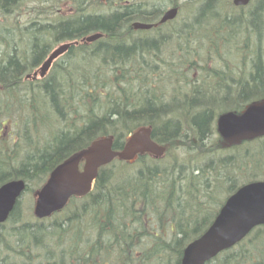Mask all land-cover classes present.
Segmentation results:
<instances>
[{
    "label": "rangeland",
    "instance_id": "rangeland-1",
    "mask_svg": "<svg viewBox=\"0 0 264 264\" xmlns=\"http://www.w3.org/2000/svg\"><path fill=\"white\" fill-rule=\"evenodd\" d=\"M174 1L179 5L177 15L174 21L163 29L166 34L181 35L180 39L176 38V40L182 42L183 49L177 51L175 47L178 46L175 43L167 42L166 48L161 45L160 53L143 54L145 56H141L145 59L143 61L137 59L138 56L132 53L124 55L114 52V55L109 53V56H106L105 53L108 50L96 51L102 46H98L99 42L79 45V49L75 51L74 43L96 32L104 34V37L99 40L104 44H111L118 35L117 32H121V40L118 43L123 41L126 45L133 42L122 36L127 28L125 23L120 24L118 31L114 28L112 31H101L98 27L86 28L83 25L84 15L82 16L81 12L93 11L87 4L88 0H17L14 6L0 8V21H2L0 41L6 46V54L3 57L6 58L12 53L24 68L22 74L31 73L35 70L33 67L38 68L50 51L62 43L70 42L74 50L72 52L69 50L53 62L43 78L38 77L30 81L24 79L27 83L23 81L16 86V92L21 96L20 106L23 104L25 108L11 103L10 112L0 118V174L1 171L9 168L8 151L13 152L14 149L17 151L14 161L16 165L22 162L23 158H28L38 144H44L56 138L59 140L72 138L75 141L67 149L65 148L64 158L66 157L64 155L76 148L79 149V146L86 147V137L95 134V131L102 136L112 134L116 149L123 148L131 128H126L129 122H120L121 116L116 114L112 117L114 124L123 128H91L84 134L85 128L82 127H87L93 122L88 118H96L102 110L101 108L93 109V112L89 111V116L84 119L76 116L74 105L78 98L74 97L81 95L82 90L78 87L74 90L73 85L66 81L69 78L74 83L71 73L87 80L88 83L91 79L87 74L97 75V82L108 81L112 84L117 81V78L124 77L139 94L143 93V88L149 87V95L152 97L155 92L151 86L154 89L158 88L165 97L156 100L166 106H177V118L180 119V122L176 121L180 127L175 134L178 136L168 141L165 139L159 141V138L162 140V136L159 135L161 128L155 127L175 120L173 116H163L159 119L161 121L141 122L157 131L155 139L160 144L170 147L166 155L159 160L152 161L145 157L147 159H138L133 163L134 172L128 177H133L137 185L143 182V171H141L143 167L162 163V170L165 172L156 177L150 192H143L144 194L138 196L133 203L135 206H140L139 209L142 210L134 216L133 219L136 221L125 217L124 223L121 222L115 227L114 231H117V234L123 231L128 233L129 238L121 240L119 234L116 236L115 232V234L112 232L101 234V230H97L98 225L91 218L97 216L100 211H105L108 206L107 199L101 198L97 192H94L95 196L92 200L83 199L71 204L66 213L62 211L41 220L34 216L33 209L37 194L33 192L38 191L46 182L49 171L61 161L63 158L61 157L44 172L30 174L27 178L25 189L21 193L19 203L17 202V214L9 217L0 226V264H180L179 256L164 249L162 245L164 241L173 238V225L193 211L199 213L200 227H204L209 221L212 222L215 217L214 211L218 209V206L215 199L212 201L207 194L236 165L235 163L239 167L236 170L239 173L237 176L239 181L244 180L248 183L264 180V154L257 156L256 153L259 151L257 147L264 146V137L256 139H262L257 142L243 143V146L237 150L223 151L221 149L223 139L217 127L218 118L222 114L234 112V109L238 107L235 105L237 101L246 107L256 101L253 98L248 99L249 97H259L262 93L263 89H257L255 84L257 75L261 76L264 82V10L256 18L252 14L255 10L254 5L248 6L249 8H235L229 5L231 2L229 0H224L222 3L228 5L224 8L225 12L234 16L235 31L232 33L234 39H243L244 33L250 30L247 26L255 27L258 32L256 36L253 33L250 40V44H254L252 60L245 64V71H247L245 82L248 81L245 85L249 91L247 96L242 95V98L235 96V93L232 95L229 91L220 90V87L216 85L217 81L209 74L198 71L197 67L188 69L180 64L178 58L185 47L188 58L196 59L200 65H203L205 61L199 52V47L205 44V31L199 30L201 23L196 17L199 13L187 12L189 0H143L141 7H143L145 18L155 21L164 9L172 6L171 3ZM100 6H102L100 13L105 15L119 9L118 5L112 6L109 3ZM120 9L122 10L123 7ZM241 17L244 18V22L240 21ZM41 27L48 31L46 36L40 32ZM67 30L74 31V34L64 32ZM176 31L178 35L175 34ZM34 40L41 41L46 46L33 47ZM201 57L203 61H199ZM36 59L38 62L33 63ZM134 63L136 65L133 66ZM124 69L125 71H122ZM56 77L61 80H56ZM8 78L7 74H0V82L5 83L9 80ZM54 78L57 84L53 87H64V91L57 94V96L61 95L60 104L63 109L62 113L58 114L55 106L50 105L49 93L43 89L45 83ZM106 90L110 89L106 88ZM191 90L200 94L199 104L193 105L186 100H176V98H183V95ZM110 92L112 93L111 90ZM107 99L103 103V109L107 108ZM29 104L35 109V118L33 112L30 114L27 111L26 107ZM199 110L210 111L211 115L207 124L208 130L203 136H200L192 122ZM190 112L191 116L188 117ZM65 113H68L67 118L61 121ZM242 153H250V155L237 162V158ZM121 163V160L115 159L107 166L110 168L113 166L117 177H126L125 174L118 175L122 173L119 171ZM158 187L162 188V191ZM157 196L159 200L153 202ZM121 211L122 209H117V212ZM27 231H37L43 236L39 242L31 244L25 237L26 234L29 235ZM134 233L138 235L136 234L135 237ZM190 237V235L184 237L185 244ZM21 248L24 249L20 252L14 251ZM207 264H264V225L253 229L242 241L221 252Z\"/></svg>",
    "mask_w": 264,
    "mask_h": 264
},
{
    "label": "trees",
    "instance_id": "trees-1",
    "mask_svg": "<svg viewBox=\"0 0 264 264\" xmlns=\"http://www.w3.org/2000/svg\"><path fill=\"white\" fill-rule=\"evenodd\" d=\"M231 1V2H230ZM1 2H5L3 4L10 5V3L16 2V0H1ZM224 0H189L187 4V12L191 13V11H195L199 13V16H196L198 19V22L201 23L200 31H203L205 33V44L199 47L200 54L203 55V58L205 61L202 60V57L199 61H203V65L198 64L196 59L188 58L186 54H188L187 48L185 47L184 51H181V56H179L178 59H180V64H183L186 66V68L189 69H195L197 67V70L200 72H204L206 74H209L211 78H213L215 81H217V86L220 87V90L229 91L232 95L242 97L247 96L248 89L247 88V82H245V74L247 71H245L246 67L245 64L247 61L252 60V50L254 48V44H250V40L253 36H256L258 32L255 30V27H249L244 34L243 39H234L232 36V33L235 31V20L234 16H231L229 13L225 12L224 8H227V4H222ZM230 4L232 6V0H229ZM13 4L12 6H14ZM214 5V6H213ZM255 7V10L252 11V14L254 17H258L260 15V12L264 10V0H253V2L249 6ZM11 6V5H10ZM139 7V5H133L130 4L126 6L123 11L125 13H135L134 10ZM0 8H2L0 6ZM249 8V7H248ZM116 11H113L112 16H89L84 18L83 25L86 26V28H93L98 27L100 29H103L104 31H112L113 28H118L121 25V22L123 19L120 18L119 15L116 13H119ZM122 11V12H123ZM116 12V13H115ZM240 21L244 22V18L241 17ZM2 21H0L1 23ZM255 23V22H254ZM253 24V23H252ZM196 26L194 27V29ZM263 28H261L262 30ZM68 32V31H64ZM160 37H157L156 35H152L150 38H145L142 41H135L131 43L132 46H125L123 44V41L118 43L117 45H114L111 49H109L106 53H111L114 55V52L116 53H123L124 55H127L128 53H132L137 57V59H144L142 57H145L143 54H156L160 53L161 51V45H163L165 48V44L167 42L169 43H175L178 47H175V49L180 50L183 49V44L180 40L179 36H174V34H166V31L159 30L156 32ZM178 35V32L175 33ZM154 36L156 38H154ZM1 45V44H0ZM106 45L103 42H99L98 46ZM129 45V44H126ZM82 47V46H81ZM75 49H79L78 47H75ZM100 49V48H97ZM137 49H141L138 50ZM90 50V49H89ZM134 50V51H133ZM177 50V51H178ZM103 50L102 52H104ZM198 51V50H197ZM6 54V51H3L0 47V74L4 73L9 76V80H7L5 83H1L0 86V118L3 115H6L10 112V105L11 103H14L18 107H23V104L21 101L20 94L16 92V86L19 84H22L24 81L23 77V70L22 66L19 64V60L14 55H10L8 58H4L3 55ZM142 56V57H141ZM145 60V59H144ZM125 71V70H122ZM69 72V71H68ZM11 74V75H10ZM261 76L257 75L256 77V84L255 87L257 89L262 88V93L259 95V97H249L248 99H252L259 101L264 99V82L262 81ZM71 78L73 79L74 83L71 82L69 78H67V82L73 85V89L80 88L82 90L81 95H76L74 98H78L76 100V103L74 105V112L76 113V109L81 108V103L83 99L88 100V111H92L93 109L98 110V105H101L102 108L104 106V101L107 99L110 103H113L115 114L118 116H121L119 118V121L129 122V128H136L139 125H144L145 120H154L155 121H161L159 119H162L163 116H166L165 109L162 108L166 106V104H163L156 99L165 97V94L161 93V91L158 88H151L155 92L154 98L151 95H148L146 93L139 94L136 91V88L131 85L129 81L123 78H117V81L112 83H109L108 81H99L94 82L92 79L90 83H88L87 80L81 79L80 77L76 76L74 73H71ZM15 79V80H14ZM136 79V78H135ZM14 80V81H13ZM56 80L60 81L61 79L56 77ZM55 82V78L53 80H50L49 82L45 83L44 89L47 90L49 94H54L56 98L59 100V103H61L60 96H57V94L64 91V87H56L59 89V91L53 87V83ZM27 83V82H23ZM74 84H77L76 86ZM157 87V86H156ZM110 89V90H106ZM163 90V88H160ZM193 89V88H192ZM108 91V92H107ZM221 91V92H224ZM241 91V93L238 94V92ZM79 92V91H74ZM226 93V92H225ZM230 95V94H229ZM185 96H189L191 98L198 97L200 98V94L195 91L191 90V92H187L183 95V98ZM217 96V95H216ZM258 96V95H256ZM148 97L151 99H148ZM243 98V97H242ZM246 99V97H244ZM196 99V98H195ZM181 101L180 99H177ZM197 100V99H196ZM122 101V103H120ZM198 101V100H197ZM245 101V100H244ZM249 101V100H246ZM189 102V101H188ZM200 102V101H199ZM199 102H189L191 104H199ZM243 102V101H241ZM27 104V103H26ZM25 104V105H26ZM77 104V106H76ZM80 105V107L78 106ZM236 107L234 109V112L239 113L242 112V110L245 109V106L243 107L239 101L235 104ZM62 107V105L60 104ZM122 107V110H119V107ZM12 107V106H11ZM56 107V106H55ZM132 107H135L137 109H133ZM27 111H30V109H33V106L29 104L27 107ZM58 113H62V110L57 108ZM105 109V107H104ZM24 110V109H23ZM34 118H35V112ZM77 116V113H76ZM191 116V112L189 113L188 117ZM129 117V119L127 118ZM210 111H203L196 115L192 122L196 126L200 136L204 135L208 130V122L210 120ZM158 119V120H156ZM180 122V119L177 120H170V123H163L162 126H157L155 128H161L159 131V135H161L162 140L159 141H168L169 139L175 138V135L177 134V129L180 128L176 121ZM103 120L98 119L96 121H93L91 125L83 129L84 134L86 132L90 131L92 129L97 128H105L102 127L101 122ZM175 121V122H174ZM2 124V123H1ZM35 128V125H34ZM168 128V129H167ZM157 131L155 129L153 130L154 137H156ZM105 134V133H104ZM108 134V133H107ZM101 136L98 135V132L95 131V134L88 135L85 139L87 140V144L93 140L94 138ZM168 138V139H167ZM157 140V139H156ZM262 140V139H259ZM259 140H255L253 142H257ZM70 142V143H69ZM74 139L72 138H63L61 140L54 139L52 141H49L44 144H38L36 148L34 149L33 153L28 158H23L21 160L22 162L14 165V161L17 157V151L14 149V151L10 152L8 151L7 155V161L9 162V175L1 176L0 177V185L4 182L15 180V179H22L26 182L27 178L30 176V174L36 175L39 170H46L48 167H50L52 164H54L57 160H59L61 157H63V152L65 151V148L67 149L69 146H71L74 143ZM245 144V143H244ZM65 145V146H64ZM85 145V146H86ZM82 146V145H81ZM79 146V149L83 148ZM242 145H236L231 147L221 145V149L223 151H231V150H237L238 148L242 147ZM259 150L257 153V156H262L264 154V146L263 147H257ZM250 153H242L238 158L237 162L244 159L243 157H248ZM252 156V155H251ZM255 157V156H254ZM145 157H141L140 159H144ZM146 159V158H145ZM233 168L230 169L229 172H227L226 176L222 178L217 184H215V187L212 189L211 192L207 194V196H210L212 201L215 199V203L218 206V209L222 205L224 199L226 196L234 192L237 188H239L242 184H245L244 180L239 181L237 176L239 173L236 171L239 167H237V163H235ZM121 168L119 171H121V174L118 175H127L126 177H117L115 175V171H113V166L110 168L109 166L103 167L100 169L98 177L96 179V182L94 184L93 191L88 194L83 199H94L93 196L94 192H97L100 194L101 198H106L108 201V206L105 211H100L97 216H93L91 219L95 220L97 223V230H101L102 233H114V229L117 225H119L121 222L125 221V217H130V219L134 218L137 212L142 211L140 206H135L133 203L136 202V198L140 196L139 192L144 194L143 192L147 193L150 192L152 186L154 185V182H156V177L159 176L161 173L165 172L162 170L163 164L158 163L157 165H151L149 167H143L141 171H143V182L140 185H137V183L134 181L133 177H128L129 174L134 172L135 165L129 164L126 162L121 163ZM111 170V171H110ZM5 177V178H4ZM7 177V178H6ZM104 182H110L112 185L110 187L104 186ZM244 182V183H242ZM139 189H134V188ZM158 189L162 191V188ZM143 190V191H142ZM83 199H77L72 198L69 202V206L71 204L75 203L78 200ZM148 199V198H147ZM207 199V198H206ZM159 200V197L153 199V202H156ZM169 200V199H168ZM167 200V201H168ZM19 201V200H18ZM17 201V202H18ZM19 203V202H18ZM18 203L14 206L11 216H14L18 212ZM69 206L66 207L65 212L66 213L69 209ZM122 209L121 212H117V209ZM218 209L214 211L215 215L218 212ZM135 222L136 220L133 219ZM199 213L198 211H193L187 216L180 219L178 222H176L173 226V238L169 241H164L162 244L164 249L170 250L175 255L181 257V252L183 251L184 247L188 244V242L192 241L196 237L200 236L206 228L209 226L211 221L208 222L204 227H200L199 225ZM124 223V222H123ZM29 233L25 235V237L29 240L28 242L33 244L36 242H39L42 238L43 234L37 232V231H27ZM124 233V234H123ZM115 234V233H114ZM119 236L121 237V240L123 238H129L128 233L120 231L118 232ZM140 234V233H139ZM190 235L191 237L186 240L184 237ZM161 246V244L159 245ZM24 248H21L19 250H14L15 252H20Z\"/></svg>",
    "mask_w": 264,
    "mask_h": 264
},
{
    "label": "water",
    "instance_id": "water-1",
    "mask_svg": "<svg viewBox=\"0 0 264 264\" xmlns=\"http://www.w3.org/2000/svg\"><path fill=\"white\" fill-rule=\"evenodd\" d=\"M251 0H233L236 6H245ZM177 8L164 12L160 22L165 23L177 15ZM152 24L135 22L134 29L148 30ZM100 34H93L86 41L93 42ZM71 43H64L54 49L40 68L34 73L44 76L55 58L62 55ZM218 132L226 145L239 144L264 136V100L249 104L242 113L222 114L217 122ZM165 147L151 139V128H138L130 135L122 149L113 145V136H103L93 140L86 147L76 151L57 165L49 178L37 192L35 215L43 218L61 210L72 196L87 195L100 167L115 158L133 162L139 154L151 153L161 156ZM83 161L82 169L80 163ZM25 189L23 180L16 179L0 186V222L6 220L13 210L18 197ZM264 224V181H254L242 185L231 194L220 208L214 221L198 238L189 243L181 258V264H205L219 252L230 248L250 231Z\"/></svg>",
    "mask_w": 264,
    "mask_h": 264
},
{
    "label": "bare ground",
    "instance_id": "bare-ground-1",
    "mask_svg": "<svg viewBox=\"0 0 264 264\" xmlns=\"http://www.w3.org/2000/svg\"><path fill=\"white\" fill-rule=\"evenodd\" d=\"M17 1V0H16ZM3 3H5V2H1V0H0V6L3 8V9H6V8H8L10 5L12 6L13 4H15V2H13V3H10V5H7V7H6V4H3ZM134 8H136V10H134L135 11V13H125L124 11L122 12L121 10H118L117 12H119V13H117V15H119L120 16V18H122V19H125L126 17H129V18H131V19H136L137 17L139 18V17H145V14L143 13L144 11H143V7H141V6H139V7H134ZM163 16V15H162ZM162 16L160 15V17L158 18V20H159V22H160V20H161V18H162ZM126 20H128V18H126ZM122 23H125L124 25H126V22L124 21V20H122L121 21ZM161 23V22H160ZM6 28H8V26L6 27ZM128 28V27H127ZM114 30L115 31H118L119 29H117V28H114ZM70 34H74V31H72V30H67ZM40 32L44 35V36H46V34H47V30H46V28H43V27H41L40 28ZM125 32V31H124ZM124 32H123V34H124ZM120 33L121 32H117L116 34H118L116 37H115V40L114 41H112V43L111 44H106V45H102L101 47H100V49H96V51H103V50H105L106 49V51L107 50H109V49H111L114 45H117L118 44V42H119V40H121L120 39ZM123 34H122V36H123ZM121 36V37H122ZM73 37V36H72ZM40 38H42V36L40 35ZM35 41V40H34ZM0 47H1V49L3 50V51H6V46L4 45V42H2V41H0ZM46 45L44 44V43H42L41 41H35L34 42V46L33 47H45ZM77 47V46H76ZM70 50V52H72V51H74L72 48H68L63 54H65L66 52H68ZM75 51H77L76 49H75ZM100 53H102V52H100ZM48 54V53H47ZM46 54V55H47ZM62 54V55H63ZM10 55H13L12 53H10V54H8V57L10 56ZM48 55H50V53L48 54ZM62 55H60V56H58L57 58H55L54 59V62L57 60V59H59ZM105 55L106 56H109V54L108 53H105ZM7 57V58H8ZM139 60H144V59H139ZM34 62H38V59H36V60H34L33 61V63ZM24 63H26V61H24ZM36 64H38V63H36ZM35 64V65H36ZM134 65H136V63H134L133 64V66ZM35 70H33L31 73H28V74H23V76H24V79H26V80H31V78L32 79H37L38 77H40V78H43V76L41 77L40 76V74H39V72H38V74L36 75V76H34V73L38 70V68L37 67H33ZM125 70V69H124ZM87 76L90 78V79H92L95 83L98 81V77H96L97 75H92V74H87ZM1 83L2 82H0V85H1ZM55 84H57L56 82H54L53 83V85H55ZM55 87V86H54ZM56 88V87H55ZM43 89H44V86H43ZM58 91H59V89L58 88H56ZM45 90V89H44ZM249 90V89H248ZM143 92L144 93H146V94H148L149 95V87H146V88H143ZM198 100H196V99ZM195 98H191V97H189V96H185L184 98H177V99H180L181 101L183 100V101H189V102H199L200 100H201V98H198V97H196L195 96ZM148 99H150L149 97H148ZM48 100H49V102H51V104L50 105H53V106H56L57 108H59V109H61V110H63L62 109V107L60 106V103H59V100L56 98V96L53 94H49L48 95ZM151 100V99H150ZM208 102V101H207ZM120 103H122V101L120 102ZM202 103V102H201ZM11 106V105H10ZM9 106V107H10ZM76 106H77V104H76ZM78 106L80 107V105L78 104ZM55 107V108H56ZM119 107V110H122V107L121 106H118ZM98 108H101V110H102V113L99 115V116H97L96 118H88L89 120H93V121H96V120H98V119H100L101 118V120H103L102 122H101V126L102 127H105V128H123L122 126H116L114 123H115V121L113 120V116L115 115V109H114V106H113V103H110V101H108V105H107V108L106 109H103L102 108V106L101 105H98ZM133 109H137V108H135V107H132ZM163 110L165 109V112L167 113L166 114V117L167 116H173L174 118H175V120H177L178 118H177V112H176V109H177V106H170V105H168V106H164L163 108H162ZM35 109H34V107H33V109L31 108L30 109V111H29V113L31 114L33 111H34ZM184 110V109H183ZM76 113H77V117H79L80 119L82 118V119H84L86 116H89V111H88V100L87 99H83L82 100V103H81V108L80 109H76ZM199 113H201V111L199 110L198 111V114ZM57 114H58V111H57ZM67 115H68V113H65L62 117H61V121L63 120V119H65V118H67ZM175 122V121H174ZM130 126H129V124H128V126L126 127V128H129ZM78 150H80V149H78V148H76V149H74L72 152H70L69 154H66V155H64V156H66L65 158L63 157L62 159H61V161L60 162H57L55 165H54V167L49 171V173H48V178H49V175H50V173L52 172V170L57 166V165H59L60 163H62L65 159H67L69 156H71V155H73L74 153H75V151H78ZM41 172H44V170H39L38 172H37V174H39V173H41ZM9 173V168H7V169H5L4 171H1V174H0V177L1 176H3V175H5V176H7V175H9L8 174ZM5 178V177H4ZM7 178V177H6ZM47 178V179H48ZM11 181V180H10ZM47 181V180H46ZM7 182H9V181H7ZM6 183V182H5ZM44 185V184H43ZM42 185V186H43ZM112 184L110 183V182H104V186H106V187H110ZM41 186V187H42ZM140 187H138V188H134V189H139ZM41 189V188H40ZM39 189V190H40ZM38 190V191H39ZM38 191H36V192H33V194L35 193V194H37V192ZM88 194H90V193H88ZM87 194V195H88ZM139 194H140V196H142V193L141 192H139ZM37 197L38 196H36V199H35V201L37 200ZM12 212V211H11ZM11 212H10V214L8 215V217L6 218V220L9 218V217H11ZM6 220L5 221H3V222H0V226L4 223V222H6ZM115 235L117 236L118 234H117V231H115ZM124 234V233H123ZM136 234L137 233H134V236L136 237ZM138 235V234H137ZM236 245V244H235ZM235 245H233V246H235ZM233 246H231V248L233 247ZM183 255V251L181 252V256ZM180 264H181V262H180Z\"/></svg>",
    "mask_w": 264,
    "mask_h": 264
},
{
    "label": "flooded vegetation",
    "instance_id": "flooded-vegetation-1",
    "mask_svg": "<svg viewBox=\"0 0 264 264\" xmlns=\"http://www.w3.org/2000/svg\"><path fill=\"white\" fill-rule=\"evenodd\" d=\"M89 2V3H88ZM88 2H87V4L90 6V9L91 10H93V11H91V13H85V11L84 12H81V15L84 17V18H86V17H89V16H101V17H106V16H112V15H115V14H113V13H110V14H107V15H105V14H102V13H100V8L102 7V6H100V5H105V4H107V3H109V4H112V6H117L118 5V7H119V9L121 8V7H123V9L126 7V6H128V5H130V4H133V5H139V6H141L142 4H143V0H88ZM250 4V3H249ZM249 4H247V5H245V6H235L234 4H233V2H232V6H235V7H242V8H245V7H248L249 6ZM171 7L170 8H177V9H179V5L177 4V2H172L171 3ZM72 8V7H71ZM170 8H168V9H164L163 10V12H162V14H161V16L164 14V12L165 11H167V10H169ZM118 9V10H119ZM122 9V10H123ZM121 10V9H120ZM121 10V11H122ZM55 11H56V13L58 14V10H56L55 9ZM72 11H73V8H72ZM77 13H78V11H76ZM90 12V11H89ZM116 13V12H115ZM117 14V13H116ZM58 15H60V14H58ZM126 18H128V20H126ZM125 19H123L125 22H126V25H127V27L128 28H126V30H125V32H124V34H123V37H125L126 39H129V40H132L133 42H135V41H142V40H144L145 38H150L152 35H156L157 37H160L158 34H156V32L158 31V29L159 30H164L163 28L166 26V25H170L173 21H171V20H169V21H167V22H165V23H160L159 22V20L158 19H156L155 21H152V20H150V18H148V17H137L136 19H131V18H129V17H126ZM134 21H136V22H145V23H151L153 26H152V28L151 29H148V30H141V29H134L133 28V23H134ZM35 22V21H34ZM121 22V21H120ZM121 24H122V22H121ZM100 29V28H99ZM103 29H101V31H102ZM104 31V30H103ZM96 33H99L101 36L98 38V39H96L95 41H93V43H98V42H100L99 40H101V38H103L104 37V34L103 33H100V32H96ZM154 38H156L155 36H154ZM98 40V41H97ZM133 42H129V43H133ZM78 43V44H77ZM89 43H91V42H88V41H85L84 43H83V40L82 39H80L79 41H77L76 43H74V45H75V47L76 46H79L80 44H89ZM125 46H132V45H125ZM72 47V45L69 47V48H71ZM138 50H141V49H137V51ZM177 50H178V48H177ZM134 51V50H133ZM138 127V126H137ZM136 127V128H137ZM136 128H132V129H130V131L129 132H135L136 131ZM127 138H129V137H127ZM151 139L152 140H154V141H157L156 139H155V137H154V134H153V129L151 128ZM158 142V141H157ZM159 143V142H158ZM169 147L170 146H166V149H167V151H168V149H169ZM144 155H146V154H144ZM147 155H149L147 158H150V157H153L151 154H147ZM140 156H143V155H139L138 157H140ZM137 157V158H138ZM151 159H153V158H151Z\"/></svg>",
    "mask_w": 264,
    "mask_h": 264
}]
</instances>
